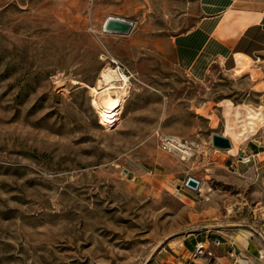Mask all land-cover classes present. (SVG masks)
Listing matches in <instances>:
<instances>
[{
    "label": "rangeland",
    "instance_id": "1",
    "mask_svg": "<svg viewBox=\"0 0 264 264\" xmlns=\"http://www.w3.org/2000/svg\"><path fill=\"white\" fill-rule=\"evenodd\" d=\"M210 4L0 0V264H203L261 241L264 60L199 56ZM108 15L132 28L106 31ZM107 69L125 76L114 121Z\"/></svg>",
    "mask_w": 264,
    "mask_h": 264
},
{
    "label": "crops",
    "instance_id": "2",
    "mask_svg": "<svg viewBox=\"0 0 264 264\" xmlns=\"http://www.w3.org/2000/svg\"><path fill=\"white\" fill-rule=\"evenodd\" d=\"M209 1L212 10L206 22L211 28L199 56L205 53V57L224 61L232 57L233 62L239 55L264 60V0ZM249 237L241 240L233 251L231 247L225 251L223 245L218 246L209 263L207 256L200 260L203 264H264L259 255L260 238ZM193 238L198 241V234L189 237V242ZM199 240L209 241L206 235Z\"/></svg>",
    "mask_w": 264,
    "mask_h": 264
},
{
    "label": "bare ground",
    "instance_id": "3",
    "mask_svg": "<svg viewBox=\"0 0 264 264\" xmlns=\"http://www.w3.org/2000/svg\"><path fill=\"white\" fill-rule=\"evenodd\" d=\"M101 76H102L101 83L104 85V87H102L103 89L101 91V94L99 95L100 99L98 101V105L104 110L103 111V114L105 115L104 119H109L114 121V118L117 116V113L115 111L118 108V105L120 104L119 99H122V97L125 95V91H123V89L122 91L119 89L117 82L118 80H120L122 77L125 76L119 74L117 70H113V69L104 70ZM113 94L116 95V98L113 97L114 96ZM179 142H181L179 146L187 150V148H185L187 146L183 144L182 141Z\"/></svg>",
    "mask_w": 264,
    "mask_h": 264
},
{
    "label": "water",
    "instance_id": "4",
    "mask_svg": "<svg viewBox=\"0 0 264 264\" xmlns=\"http://www.w3.org/2000/svg\"><path fill=\"white\" fill-rule=\"evenodd\" d=\"M133 21L124 17L116 15H108L104 23V29L106 31L128 33L132 28ZM213 143L222 148H230L232 146L231 138L219 132L213 133ZM187 184L192 187H198L200 180L190 176L187 180Z\"/></svg>",
    "mask_w": 264,
    "mask_h": 264
},
{
    "label": "built area",
    "instance_id": "5",
    "mask_svg": "<svg viewBox=\"0 0 264 264\" xmlns=\"http://www.w3.org/2000/svg\"><path fill=\"white\" fill-rule=\"evenodd\" d=\"M181 142H179L177 139H175V137H172L170 135H165L164 137L161 138V146L162 148H164L165 150L168 151H173V152H179L180 156L185 159L187 156H189L191 154V146L185 144L187 147L186 149H183L179 146ZM214 243L216 244H220L221 241L219 238H217L216 240H214ZM207 249V244L205 241L203 240H198L195 244V254H201L204 252V250ZM211 253V252H210ZM259 255L260 257L264 260V235H261V242H260V248H259Z\"/></svg>",
    "mask_w": 264,
    "mask_h": 264
}]
</instances>
